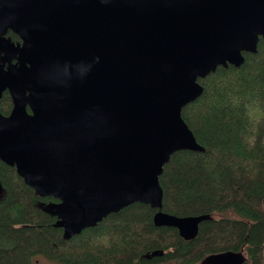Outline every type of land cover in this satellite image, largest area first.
<instances>
[{
	"label": "water",
	"instance_id": "water-1",
	"mask_svg": "<svg viewBox=\"0 0 264 264\" xmlns=\"http://www.w3.org/2000/svg\"><path fill=\"white\" fill-rule=\"evenodd\" d=\"M260 38L264 0H0V96L13 103L0 113V160L57 200L43 210L65 239L134 202L193 239L204 217L162 211L159 175L176 151H203L181 117L197 79L239 66Z\"/></svg>",
	"mask_w": 264,
	"mask_h": 264
},
{
	"label": "trees",
	"instance_id": "trees-1",
	"mask_svg": "<svg viewBox=\"0 0 264 264\" xmlns=\"http://www.w3.org/2000/svg\"><path fill=\"white\" fill-rule=\"evenodd\" d=\"M5 36L18 41L10 30ZM242 55L239 66L218 65L197 79L202 92L181 117L203 151H176L159 175L162 211L204 217L193 239L155 226L157 209L139 202L65 239L43 210L57 200L37 195L0 160V264H39L41 257L58 264H202L223 252L264 264V39ZM12 106L4 91L0 113L9 115Z\"/></svg>",
	"mask_w": 264,
	"mask_h": 264
},
{
	"label": "flooded vegetation",
	"instance_id": "flooded-vegetation-1",
	"mask_svg": "<svg viewBox=\"0 0 264 264\" xmlns=\"http://www.w3.org/2000/svg\"><path fill=\"white\" fill-rule=\"evenodd\" d=\"M7 33V32H6ZM5 33V34H6ZM14 33V32H13ZM15 34V33H14ZM16 35V34H15ZM5 36V35H4ZM17 36V35H16ZM6 37V36H5ZM18 37V36H17ZM9 39V38H8ZM11 40V39H10ZM12 42H14L15 43V45H22V41L18 38V41L17 42H15V41H13V40H11ZM11 64H13V65H16V66H18V60H17V55H15V56H12V58H11ZM8 66V62L5 64V67H7ZM5 91H7V90H5ZM8 92V91H7ZM9 93V92H8ZM3 94V93H2ZM10 95V94H9ZM2 96V95H1ZM0 96V97H1ZM11 97V96H10ZM28 108V107H27ZM29 109V108H28ZM29 111H30V109H29ZM31 112V111H30ZM29 112V113H30ZM55 202H57V201H55Z\"/></svg>",
	"mask_w": 264,
	"mask_h": 264
},
{
	"label": "rangeland",
	"instance_id": "rangeland-1",
	"mask_svg": "<svg viewBox=\"0 0 264 264\" xmlns=\"http://www.w3.org/2000/svg\"><path fill=\"white\" fill-rule=\"evenodd\" d=\"M38 263H39V264H58V263H56V262H53V261L47 260V259H45V258H43V257H41V258L38 259Z\"/></svg>",
	"mask_w": 264,
	"mask_h": 264
}]
</instances>
